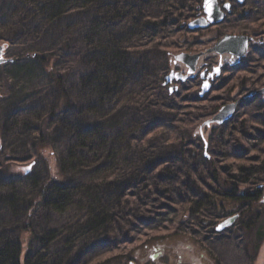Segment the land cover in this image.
<instances>
[{
  "label": "trees",
  "instance_id": "1",
  "mask_svg": "<svg viewBox=\"0 0 264 264\" xmlns=\"http://www.w3.org/2000/svg\"><path fill=\"white\" fill-rule=\"evenodd\" d=\"M172 1L0 0V43L5 51L22 48L20 55L0 65V73L6 68L14 72L0 82L27 102L22 113L13 111L0 119V264H90L83 258L104 246L95 240L118 218L112 208L122 206L126 192L142 194L136 190L150 187L156 170L174 160L167 150L158 154L139 146L147 145L154 130L146 105L138 110L147 92L161 90L167 96L162 80L174 69L171 53L162 45L153 47V39L170 33L161 31L166 20L153 14L164 7L179 8V0L171 6ZM52 58H60L64 69L51 68ZM33 74L41 82L23 90L25 75ZM75 100L86 107L80 114L83 121L98 120L96 125L74 121ZM210 116L192 137L203 140L205 130L214 133L220 127ZM168 125L162 122L153 129L166 130ZM254 136L259 137V156L237 165L244 184L264 178V133L257 130ZM48 158L56 163L58 180L50 176L51 167H46L47 176L37 168L38 161ZM28 161L35 163L26 175L18 165ZM119 177L117 183L111 181ZM222 185L224 193L204 194L192 210L213 209L216 219L224 212L222 219L227 214L224 201L231 202L239 213L238 225L251 232L263 217L264 188L257 183L252 191L241 190L230 180ZM22 233L27 234L24 254ZM261 236L258 229L254 240ZM93 260L91 264H111L100 255Z\"/></svg>",
  "mask_w": 264,
  "mask_h": 264
},
{
  "label": "rangeland",
  "instance_id": "2",
  "mask_svg": "<svg viewBox=\"0 0 264 264\" xmlns=\"http://www.w3.org/2000/svg\"><path fill=\"white\" fill-rule=\"evenodd\" d=\"M177 1L174 0L169 5L172 6ZM222 1L231 7L234 5L231 0ZM202 2L203 0H200V9ZM234 2V9L230 7L229 11L232 10L227 13L225 21L206 30L188 29L191 21L204 16L202 10L199 11L198 0H179V8L164 7L153 14L156 20H166L167 25L162 27L161 31L170 33V36L158 34L156 39H153V47L162 45L171 53V58L181 52L195 55L210 49L214 40L224 35H247L252 42L246 55H243L245 58L234 66H226L220 76L215 77L214 81L213 78L209 81L210 90L202 100L198 97L201 96V80L198 76L185 83L170 84L173 88L176 85L178 87L172 94L168 92L170 85L164 86L165 80H162V89L167 92V96H164L161 90L158 94L156 91L152 94L147 92L143 96L138 110H142V105H146V113L153 115L148 116L152 117L149 125L154 132L147 145L139 146L145 147L147 151L155 150L158 154L167 150V156L171 155L174 160L156 170L150 187L136 190L142 194L135 196V192H126L127 198L122 206L112 208L114 213H118L116 222L108 233L95 240L104 243V246L85 256L84 263H92L94 257L100 255L102 261L110 259L111 264H146L149 261L150 264H177L178 256L181 255L180 264H264V192L261 200L263 217L251 232H246L238 225L239 213L237 216L236 205L231 202L224 201L227 214L222 219L224 212V215L216 219L213 209L203 208L201 213L192 210L194 202L201 201L204 194H213L215 191L224 193L225 186L222 183L226 180L239 185L241 190L252 191L257 187V183L259 187L264 188L263 177L258 176L256 181L244 184L241 183L243 177L237 174L239 163L246 160L253 163L259 156L260 136L254 134L257 130L264 133V95L260 92L264 88V1L246 0V4ZM21 53L22 48L14 46L5 51V58L10 60ZM203 64L201 71L204 68L212 70L218 66L217 59L211 55ZM56 65L64 69L60 58H52L50 67L56 70ZM169 65L172 66L171 62ZM13 74L12 69L6 68L0 73V78L12 77ZM25 76L27 82L22 84L23 90L28 91L30 86L36 87L41 82L37 74ZM69 82L70 79L67 80L70 85L72 80ZM5 83L0 82V119L13 111L20 110L22 113L27 108V102H22L16 92L11 93L10 86H4ZM44 95L51 97L49 92ZM171 95H174V98H169ZM230 104H235L236 109L229 121L212 132L213 134L205 130L203 135L201 132L204 128L199 129L201 136L206 140L192 137L198 131V126L209 118L208 115H211V120L222 106ZM73 106L76 107L74 121L77 124L98 123V120L83 121L80 114L86 108L84 105L75 100ZM32 108L37 110L35 105ZM139 117L145 118V115ZM190 119L192 121L189 122ZM162 122L168 123L170 130L153 129ZM46 124L48 123L44 124V128L48 127ZM128 141L131 142L130 139ZM14 155L19 157L20 154L14 151ZM14 164L18 165L15 162ZM29 164L30 161L19 163L18 166L26 167ZM36 165L40 173L46 174L42 176H47L46 167H51L50 176L59 179L54 159L38 161ZM119 179L120 177L111 181L117 183ZM138 185H143L140 180ZM131 190L135 191V188L132 187ZM111 193L116 196L115 191ZM220 202H223L221 197ZM234 216L237 218L226 230L216 234L212 232L211 224L216 228L222 221ZM258 229L262 230L260 241L254 240ZM21 240L24 242V254L26 233L21 234ZM155 249L160 253L152 261L150 256L154 254Z\"/></svg>",
  "mask_w": 264,
  "mask_h": 264
},
{
  "label": "water",
  "instance_id": "3",
  "mask_svg": "<svg viewBox=\"0 0 264 264\" xmlns=\"http://www.w3.org/2000/svg\"><path fill=\"white\" fill-rule=\"evenodd\" d=\"M239 4L243 3L244 0H235ZM231 5L225 4L223 9L219 6L217 0H203L202 4V10L204 16L195 19L191 21L188 25L189 30H205L209 28L210 26H216L223 22L226 13L225 11H229ZM248 43L249 39L246 36H239V35H225L223 38L218 40L210 49L206 51V53H214L216 55H224L229 54L231 57H236L237 59H240L243 57V55L247 52L248 49ZM203 53H198L195 55H189L187 53L181 52L178 54H175L173 56V63H180L182 64L186 69V75H183L181 72H174L171 71L166 77L164 86L172 85L173 82H185L188 78V76L194 75L197 70V63L199 58L202 56ZM7 60L3 58V47L0 46V65L4 64ZM220 74V67H216L213 69V72L208 74L205 78V74H201V78L205 79L201 84V91L200 95L206 94L210 90V79L213 77H218ZM168 87L169 94H172L173 91L177 90L178 87ZM264 95V88L260 91ZM236 109L235 104L230 105H224L222 106L217 114L210 120L211 123L216 125H222L225 122L229 121ZM203 126L200 127V129ZM206 148V147H205ZM33 163L29 165L26 169V173L28 174L31 171V168L33 167ZM237 218V216H234L230 219H227L220 223L216 227L217 232L223 231L225 228L229 227L234 219ZM160 253L159 250H154V254L151 255V260L154 261L157 257V255Z\"/></svg>",
  "mask_w": 264,
  "mask_h": 264
},
{
  "label": "flooded vegetation",
  "instance_id": "4",
  "mask_svg": "<svg viewBox=\"0 0 264 264\" xmlns=\"http://www.w3.org/2000/svg\"><path fill=\"white\" fill-rule=\"evenodd\" d=\"M233 3H234V5L236 4L235 2H234V0H231ZM222 0H218V3H219V5L221 6V7H224V5L226 4V2H223ZM232 3V4H233ZM242 4H246V0H244V2L242 3ZM234 5H233V7H231L232 9H234ZM231 9V10H232ZM231 10L229 11V12H227V13H230L231 12ZM226 18V17H225ZM224 21H225V19H224ZM223 21V22H224ZM225 36V35H224ZM239 36H246L248 39H249V43H248V50H249V48H250V45H251V42H252V40L250 39V37H248L247 35H239ZM223 36H221V37H219V39H221ZM219 39H217V40H214V42H217ZM207 50V49H206ZM206 50L205 51H203V54H202V56L200 57V59H199V62H198V69H197V71H196V73L193 75V78L192 79H194L195 77H199V79L201 78V74L202 73H204V74H209L210 72H212L213 71V68H212V70H209V69H207V68H204V70L203 71H201V68H202V66L204 65L203 64V62L206 60V59H208L209 58V55H211V56H214V58L215 59H217V65L220 67V75H221V72H223V71H225V67L226 66H228V65H231V66H234L235 64H237V63H239L240 62V60H242L243 58H245L244 56L239 60V59H237L236 57H231L229 54H224V55H221V56H218V55H215V54H209V53H206ZM248 50H247V52H248ZM246 52V53H247ZM246 55V54H245ZM217 66V67H218ZM179 69L182 71V73H184L185 74V68L184 67H180L179 66ZM201 71V72H200ZM201 80V79H200ZM182 259V256L180 255V256H178V262H177V264H180V260Z\"/></svg>",
  "mask_w": 264,
  "mask_h": 264
}]
</instances>
